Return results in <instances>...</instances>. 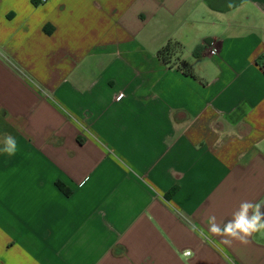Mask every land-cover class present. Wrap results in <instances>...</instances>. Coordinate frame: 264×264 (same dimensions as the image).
Wrapping results in <instances>:
<instances>
[{
    "label": "crops",
    "instance_id": "crops-1",
    "mask_svg": "<svg viewBox=\"0 0 264 264\" xmlns=\"http://www.w3.org/2000/svg\"><path fill=\"white\" fill-rule=\"evenodd\" d=\"M37 1L0 0V264H264L207 223L264 199V0Z\"/></svg>",
    "mask_w": 264,
    "mask_h": 264
},
{
    "label": "clouds",
    "instance_id": "clouds-1",
    "mask_svg": "<svg viewBox=\"0 0 264 264\" xmlns=\"http://www.w3.org/2000/svg\"><path fill=\"white\" fill-rule=\"evenodd\" d=\"M229 7L231 5L229 4ZM4 147L2 149L8 156H14L18 150L16 137L10 134L3 136ZM209 231L225 240L226 243L239 241L247 243L253 234L264 236V199L256 202L242 201L238 209L232 214V218L223 225L216 222V217H208ZM193 230L195 227L193 226ZM186 257L192 256L191 251L184 253Z\"/></svg>",
    "mask_w": 264,
    "mask_h": 264
},
{
    "label": "trees",
    "instance_id": "trees-1",
    "mask_svg": "<svg viewBox=\"0 0 264 264\" xmlns=\"http://www.w3.org/2000/svg\"><path fill=\"white\" fill-rule=\"evenodd\" d=\"M34 1L36 3H38L37 0H34ZM179 48H180V43L179 42H176V41L175 42H170L167 45L163 46L158 51V56L165 64H168V65L173 67L174 65L177 64L176 60H178V58L175 57V53H176L177 49H179ZM172 59H174L173 60V64H171L172 63ZM186 64H187L186 62L182 61V63L180 65L182 66L184 71L189 74L190 73L189 67L186 68ZM56 184L66 195H70L71 194V192H72L71 189L67 188L62 181L58 180L56 182ZM172 191H174V190H172Z\"/></svg>",
    "mask_w": 264,
    "mask_h": 264
},
{
    "label": "built area",
    "instance_id": "built-area-1",
    "mask_svg": "<svg viewBox=\"0 0 264 264\" xmlns=\"http://www.w3.org/2000/svg\"><path fill=\"white\" fill-rule=\"evenodd\" d=\"M99 4V3H97ZM209 54L213 57H218L220 55V48H219V39L214 38L209 47ZM262 68L264 69V62L262 63ZM121 94L118 95L120 97Z\"/></svg>",
    "mask_w": 264,
    "mask_h": 264
}]
</instances>
